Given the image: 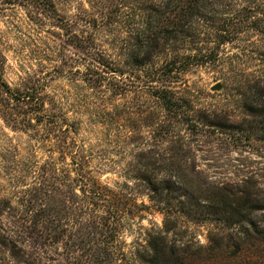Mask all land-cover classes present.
<instances>
[{"label": "rangeland", "instance_id": "1", "mask_svg": "<svg viewBox=\"0 0 264 264\" xmlns=\"http://www.w3.org/2000/svg\"><path fill=\"white\" fill-rule=\"evenodd\" d=\"M167 1L0 0V72L45 103L0 109V264H155L157 241L174 264H264V210L230 226L208 204L220 187L264 193V34L167 35ZM198 45L203 63L162 74ZM167 175L174 231L152 240L165 220L144 179Z\"/></svg>", "mask_w": 264, "mask_h": 264}, {"label": "trees", "instance_id": "2", "mask_svg": "<svg viewBox=\"0 0 264 264\" xmlns=\"http://www.w3.org/2000/svg\"><path fill=\"white\" fill-rule=\"evenodd\" d=\"M175 1L176 0H168L165 2L163 7L164 11L161 12V15H164L166 9L169 10ZM172 9L178 12L175 14V17L179 16V22L173 23L179 25L177 29H168L167 35H173L174 32H177L180 37H190L193 34L196 35V31L201 32L203 28L208 30V23L215 27L218 21L219 27L216 29V32H213L212 38H216L219 35V43H223V40H229L237 35L240 28H244L246 31L255 30L264 34V0H178ZM217 15L220 16V18H218L219 20H215ZM166 19L168 18L166 17ZM198 39L202 42L201 44L204 43V37H198ZM197 42L198 41H194V43ZM202 52L203 48L201 45H198L192 55L187 56L184 54L174 59L172 64L165 70H162V74L170 75L172 73L184 72L193 64H197L196 62L198 61L203 63L201 60L203 61L205 55L202 56ZM0 55L2 60H5V57L2 54ZM38 90V88H11L0 72V109L6 112V114L15 112L14 115L22 114L24 117H26L27 113L32 108H35L36 111L43 112L45 103L37 95L39 92ZM159 94H161V97L164 99L168 97V91L165 89L160 91ZM167 100L169 109H173L174 106L172 101L169 99ZM255 106L258 105H251V108L262 115V110ZM22 122H26V119L23 118L20 123ZM54 126L57 133L65 132L60 124L56 123ZM180 181L182 180L178 175H167L159 180H154L151 177H147V180L144 179V182L154 194L152 200L159 205H163V208H161L159 212H161L165 220L164 226L166 230L159 229L156 231L151 237L152 240H168L169 236L166 233H170L172 230L174 231L171 227L173 222L170 221V219H173L174 215L170 207L171 201H166V199L180 190ZM246 186L251 185L248 184ZM247 191H245L244 188H241L237 192H232L221 187L217 188L209 198L208 204L211 210L209 215L212 214L215 221L220 223L225 222L230 226L239 223H252L254 227H257V223L251 220L250 216L258 210H264V193L261 194L259 191L252 189ZM85 193L87 194L85 196H88L92 195L93 192L87 190ZM100 197L104 198L109 203V207H114L113 205L116 201H119L113 193L106 194L102 191ZM141 207L147 209L145 205H141ZM45 211L46 210H44L43 213ZM145 214L146 211L144 214L141 213V217H145ZM153 252V263L174 264L173 259L176 256L174 249H172L171 253L167 252L165 244L162 245L157 241L154 243ZM166 252L168 255H165Z\"/></svg>", "mask_w": 264, "mask_h": 264}, {"label": "water", "instance_id": "3", "mask_svg": "<svg viewBox=\"0 0 264 264\" xmlns=\"http://www.w3.org/2000/svg\"><path fill=\"white\" fill-rule=\"evenodd\" d=\"M221 88H222L221 84H218L217 86L214 87V90H219Z\"/></svg>", "mask_w": 264, "mask_h": 264}]
</instances>
